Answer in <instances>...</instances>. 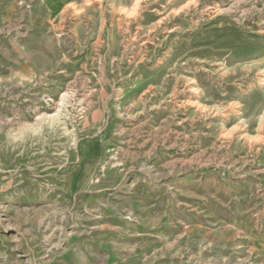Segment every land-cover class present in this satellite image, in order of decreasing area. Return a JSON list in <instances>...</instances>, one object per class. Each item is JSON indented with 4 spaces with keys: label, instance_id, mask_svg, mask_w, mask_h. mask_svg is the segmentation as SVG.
Wrapping results in <instances>:
<instances>
[{
    "label": "rangeland",
    "instance_id": "374dc122",
    "mask_svg": "<svg viewBox=\"0 0 264 264\" xmlns=\"http://www.w3.org/2000/svg\"><path fill=\"white\" fill-rule=\"evenodd\" d=\"M0 264H264V0H0Z\"/></svg>",
    "mask_w": 264,
    "mask_h": 264
},
{
    "label": "bare ground",
    "instance_id": "6f19581e",
    "mask_svg": "<svg viewBox=\"0 0 264 264\" xmlns=\"http://www.w3.org/2000/svg\"><path fill=\"white\" fill-rule=\"evenodd\" d=\"M78 109V107L76 108V110ZM82 110V108H80V109H78L76 112H78L79 113V111H81ZM81 114V113H80ZM62 124L63 125H67V123H66V121H63L62 122ZM68 128L67 127H65V130H67ZM72 144H76V138H73V143Z\"/></svg>",
    "mask_w": 264,
    "mask_h": 264
}]
</instances>
